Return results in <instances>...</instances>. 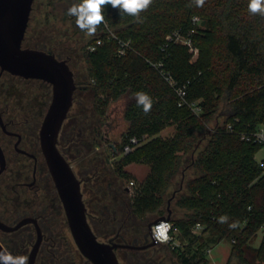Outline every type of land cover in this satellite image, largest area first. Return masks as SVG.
I'll return each mask as SVG.
<instances>
[{"label":"trees","instance_id":"1","mask_svg":"<svg viewBox=\"0 0 264 264\" xmlns=\"http://www.w3.org/2000/svg\"><path fill=\"white\" fill-rule=\"evenodd\" d=\"M44 3L48 9L44 33L33 44L65 59L70 67L72 62L80 64L75 83L94 97L90 108L80 110L74 119L68 115L59 145L67 158L78 161L87 217L95 234L121 244L147 245L118 248L124 264H164L165 257L159 260L153 254L167 248L178 264H208L210 233L216 242L231 244L226 264L233 260L264 264V172L255 159L262 145L243 141L239 134L264 122V17L249 13L248 0H205L203 7L193 0H153L141 13L143 23L106 6L108 28L101 24L95 35L87 36L76 26V18L67 15L80 0H34L35 22H42L39 10L43 14ZM60 3L65 6L59 18L55 10ZM196 16L200 23L194 26ZM54 21L66 26L50 31L48 24ZM193 28L199 49L195 60L186 46L170 40L174 32ZM98 38L103 43L89 50ZM119 39L130 42L122 55ZM168 75L178 84L187 83L188 99L200 101V115L178 105ZM141 91L153 99L148 114L136 104L135 93ZM125 94L132 96L123 112L127 127L114 148L103 126L110 103ZM170 125L175 126L172 135H159ZM143 134L150 138L123 152L132 136ZM75 138L79 143L72 144ZM131 163L150 168L140 183L126 169ZM224 215L228 223H218ZM153 216L172 221L170 242L149 243ZM47 218L48 242L36 264H78L77 258L68 256L65 235L53 212ZM232 222L238 226L230 228ZM196 225L202 226L199 234L192 231ZM260 229L261 242L253 247L251 240ZM58 240L66 249L60 254L53 251L59 248ZM174 240L180 245H173Z\"/></svg>","mask_w":264,"mask_h":264},{"label":"flooded vegetation","instance_id":"2","mask_svg":"<svg viewBox=\"0 0 264 264\" xmlns=\"http://www.w3.org/2000/svg\"><path fill=\"white\" fill-rule=\"evenodd\" d=\"M41 6L44 9L43 14L39 10L42 21L39 23L35 22L37 12L34 13L33 2L22 47L35 48L32 42L44 33L42 26L48 9L45 3ZM51 98L50 83L2 71L0 67V221L12 227L23 218L36 219L42 240L35 264L39 251L48 242L47 215L53 212L60 225L61 215L65 214L56 188V196L52 194L48 181L50 173L40 144V127ZM36 239L33 222L13 231L0 227V243L14 256H25L27 247L34 241L33 246Z\"/></svg>","mask_w":264,"mask_h":264},{"label":"water","instance_id":"3","mask_svg":"<svg viewBox=\"0 0 264 264\" xmlns=\"http://www.w3.org/2000/svg\"><path fill=\"white\" fill-rule=\"evenodd\" d=\"M33 2L34 0H0V67L2 71L24 78L41 79L51 84L52 98L40 127V144L63 204L69 230L82 255L92 264H120L116 252L118 248L142 249L147 245L101 241L93 231L87 217L81 180L58 146L61 128L73 105L76 89L74 73L68 62L55 54L39 48L22 47ZM110 145L115 148L114 143ZM168 219L167 216H160L149 223L151 245L157 243L152 236V225ZM29 222L36 225L37 239L30 250L28 264H35L42 240V232L36 219L23 218L12 227L0 221V227L13 231ZM4 249L0 243V251Z\"/></svg>","mask_w":264,"mask_h":264},{"label":"rangeland","instance_id":"4","mask_svg":"<svg viewBox=\"0 0 264 264\" xmlns=\"http://www.w3.org/2000/svg\"><path fill=\"white\" fill-rule=\"evenodd\" d=\"M57 6L58 7L55 10V12H56L55 14H56L57 17H59L62 14V10H63L65 5L60 3ZM58 24L55 21L51 22V23L48 24L50 26V27L48 26V29L50 31H59L60 28L66 26V25L64 26V23H61L62 24L61 26H59ZM37 41L35 40V42H37ZM65 45H67L66 42H65ZM76 63L77 62H72L71 69H72V71L74 73V76H75V74H76V76H79V71H80L82 66L80 64H76ZM102 97H103V94H99V98H102ZM93 99H94L93 93L90 90H84L80 86L77 87V85H76V89H75L74 97H73V105H72V107H71V109H70V111L68 113V115H70V119H74L79 114L80 110L90 108L91 104L93 102ZM131 99H132L131 95L125 94L122 97H120L118 100L112 101L110 103V106H109L108 111H107V119L105 121V125L103 126V132L106 134V136H107L106 138L109 139V141H111L110 143H117L118 144L120 142L121 134H122L123 131H125V129L127 127V122L123 118L124 108H125L126 104ZM66 121H67V118H66V120L64 122H66ZM70 121H72V120H70ZM60 135H59V140H60ZM73 142L79 143V140L77 138H75L74 141H71L72 144H74ZM105 144L107 146H109V143H105ZM63 146H64V144H63ZM62 148L63 147L62 146L60 147V145H59V149L63 153ZM66 150L68 151L69 156L72 155V152L70 151L71 149H69V144L66 146ZM71 158H67V159L69 160V162L73 166V169H74L77 177L79 179H81L82 176H81V171H80L79 166H78V161L75 160V159L73 160ZM255 159H256L257 162H260V161L264 160V145L255 154ZM101 168H102V165L100 166V169ZM128 169H129V171H131V173H133L134 176L136 175L135 176V183H140V181H142L143 178L145 176H147L149 171H150L148 165H146V164H138V163H133V164L129 165ZM114 179H115L114 176L111 177V180H114ZM48 181H49V184H50V188L52 190V194L54 196H56V191L54 189L55 185H54L53 179H52L50 174L48 176ZM91 183H92V181H91ZM83 184L84 183L81 181L82 191H83ZM129 185H130V183H129ZM130 186H132V185H130ZM132 193H133V191H131V194ZM88 197L89 196L87 195V198ZM167 205H168V203H167ZM156 218H157L156 216H153V218L151 220L153 221ZM59 222H60V229L62 230V232H63V234L65 235V238H66L65 242H66L67 252L69 253L68 256H71V258H75V259L77 258L78 264H89L90 263L89 260L86 257L82 256V253L80 252V250L78 249V247L76 246V244L74 242V239H73L72 234H71V232L69 230L67 222L65 221L64 212L61 215V218H60ZM262 235H263V231H262V229H260L257 232V235L251 240V244H252L253 247H258L259 246V244L261 242V239H262ZM35 237L36 236H34V240H35ZM98 238L101 241H109L110 240L109 238L102 237V236H100ZM206 238L208 239V241H209V243L211 245L210 252L209 253L207 252L208 253V260H209L208 264H226L227 261H228V258L230 256V253H231V244L228 241H226V240H222V241H217L216 242V237H214L211 233L207 234ZM61 241L62 240H58V243L56 244V246H59V248L58 249H56V248L53 249L54 252L55 251L59 252V254H60V250L61 249H65L64 246H63V243ZM33 242L34 241H32L31 244L26 249L25 256H27V257L29 255V252L31 250ZM149 243H151V237L149 238ZM155 244H157V243H155ZM152 245H154V244H152ZM173 245H180L179 241L178 240H174ZM153 255H154V257H159V260L161 258L165 257V263L164 264H178L177 259L175 258V256L172 255V253L170 252V249H168V248L167 249L158 250V252L156 254H153ZM57 256L60 257L59 255H57ZM117 256H119V255H117ZM84 259H86L88 262L87 261L86 262H80V261H82ZM58 260L59 259L57 258L56 261H58ZM119 261H120V264H124L121 259H119ZM233 261H231V264H235V263H233ZM70 262L71 261L68 260L67 263H70Z\"/></svg>","mask_w":264,"mask_h":264},{"label":"clouds","instance_id":"5","mask_svg":"<svg viewBox=\"0 0 264 264\" xmlns=\"http://www.w3.org/2000/svg\"><path fill=\"white\" fill-rule=\"evenodd\" d=\"M197 7H203L205 0H193ZM153 0H80V3L73 4L68 8L67 15L76 18V26L87 36L95 35L98 27L105 24V15L103 9L111 5L118 9L121 15H127L134 18L137 23H143L144 18L141 13L146 12ZM248 11L252 15L264 17V0H248ZM194 20L197 18H193ZM136 104L142 108L145 114H148L153 106V99L146 92L135 93ZM227 215L217 218L218 223H228ZM238 226V222L229 224L230 228ZM172 225L167 221H161L152 227L153 239L158 244H166L171 239L169 232ZM0 264H28V257L24 255L14 256L7 249L0 251Z\"/></svg>","mask_w":264,"mask_h":264},{"label":"built area","instance_id":"6","mask_svg":"<svg viewBox=\"0 0 264 264\" xmlns=\"http://www.w3.org/2000/svg\"><path fill=\"white\" fill-rule=\"evenodd\" d=\"M194 18V17H193ZM195 18L197 19H192V23L193 25H198L200 23V18L198 16H196ZM105 27L108 28V24L107 22L104 24ZM195 32V29H191L189 30L187 33H183L181 31H176L172 34V36L170 37V40L176 42V43H180L184 46L187 47L189 53L191 54V58L192 60H195L198 57V53H199V49L198 47L194 44L193 42V33ZM112 36L114 38H117L116 35H114L113 33H111ZM119 42L121 43L118 53L120 55L125 54L126 53V49L130 47V42L129 41H122L119 39ZM103 43V40L101 38H98L94 43L90 44L88 46L89 50H94L95 47L97 45H100ZM155 66H162V63H158L155 64ZM166 79L168 81V83L170 84V86L173 88L177 99H178V105L179 106H188L190 107L191 111L195 114V115H200V113L202 112V107L200 105V101L199 100H189L188 99V85L187 83H183V84H178L177 81L175 79H173L171 76H166ZM228 128L230 131H232V128L230 125H228ZM241 140L246 141V142H251L254 144H259V145H264V122L257 124L256 126L249 128L247 130H243L241 132H239ZM150 138V136L148 134H143L142 136H132L129 141L123 146V152L127 153L131 150L134 149V147L146 140H148ZM260 168L262 169V171L264 172V160L258 162ZM134 182L130 181V185H133ZM249 209H251V206L248 207ZM161 221H167L168 223H170L173 227V223L170 219L168 220H160L155 224H159ZM153 224L152 227L155 225ZM202 226L201 225H196L193 228V233L195 234H199L201 232ZM172 228L169 232V235L171 237V239L169 240V242L173 239V235H172ZM208 253L210 252V249H208L207 251Z\"/></svg>","mask_w":264,"mask_h":264},{"label":"crops","instance_id":"7","mask_svg":"<svg viewBox=\"0 0 264 264\" xmlns=\"http://www.w3.org/2000/svg\"><path fill=\"white\" fill-rule=\"evenodd\" d=\"M174 131H175V126L174 125H170V126H167V127H165L164 129H162L161 130V132L159 133V135H161V136H170V135H172V133H174ZM120 141H121V137H120ZM131 164H133V163H131ZM131 164H128L127 166H126V169L129 171V169H128V167H129V165H131ZM149 167V166H148ZM150 169V168H149ZM129 172H131V171H129ZM133 174V173H132ZM136 176V175H135ZM145 178V177H144ZM143 178V179H144Z\"/></svg>","mask_w":264,"mask_h":264}]
</instances>
